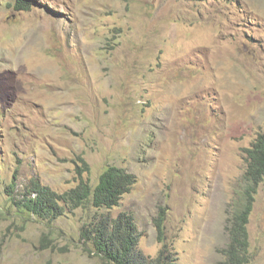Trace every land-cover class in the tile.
<instances>
[{
  "label": "rangeland",
  "instance_id": "374dc122",
  "mask_svg": "<svg viewBox=\"0 0 264 264\" xmlns=\"http://www.w3.org/2000/svg\"><path fill=\"white\" fill-rule=\"evenodd\" d=\"M15 3L0 0V264H103L81 239L93 210L49 221L14 202L36 182L96 187L111 166L138 183L102 212L132 214L141 251L223 263L264 136V0ZM247 228L264 264V182Z\"/></svg>",
  "mask_w": 264,
  "mask_h": 264
},
{
  "label": "trees",
  "instance_id": "16d2710c",
  "mask_svg": "<svg viewBox=\"0 0 264 264\" xmlns=\"http://www.w3.org/2000/svg\"><path fill=\"white\" fill-rule=\"evenodd\" d=\"M33 6V0H16L14 8L23 12L31 10ZM246 153L247 171L244 175L242 201L234 213L230 227L231 240L225 252L226 260L221 264H250L247 224L258 188L264 182V136L252 148L246 149ZM82 162L86 170L90 171L89 164L83 159ZM137 183L136 174L111 166L102 174L96 187L83 180L77 188L59 194L36 182L34 188L14 203L21 212L49 221L82 208L93 210V219L83 226L81 239L85 245L93 247L103 264H177V254L167 247L156 258L140 250L141 235L132 214L122 213L112 217L102 212L120 207L124 197L132 192ZM13 186L9 189L12 190ZM164 222V218L156 220L160 241L164 239Z\"/></svg>",
  "mask_w": 264,
  "mask_h": 264
},
{
  "label": "clouds",
  "instance_id": "9594fccd",
  "mask_svg": "<svg viewBox=\"0 0 264 264\" xmlns=\"http://www.w3.org/2000/svg\"><path fill=\"white\" fill-rule=\"evenodd\" d=\"M34 1V0H33ZM33 8V7H32ZM32 10V9H31ZM31 10H29V11H31ZM29 11H23V12H29Z\"/></svg>",
  "mask_w": 264,
  "mask_h": 264
}]
</instances>
